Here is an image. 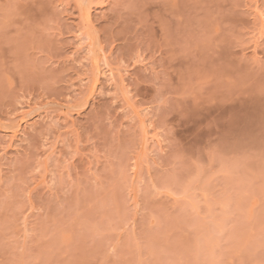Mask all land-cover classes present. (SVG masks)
<instances>
[{"label": "rangeland", "instance_id": "obj_1", "mask_svg": "<svg viewBox=\"0 0 264 264\" xmlns=\"http://www.w3.org/2000/svg\"><path fill=\"white\" fill-rule=\"evenodd\" d=\"M0 264H264V0H0Z\"/></svg>", "mask_w": 264, "mask_h": 264}]
</instances>
